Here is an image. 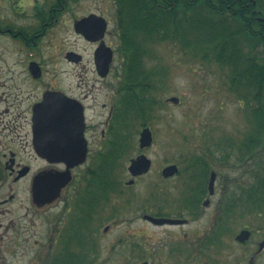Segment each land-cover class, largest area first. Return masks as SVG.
<instances>
[{
	"label": "flooded vegetation",
	"instance_id": "af4514ba",
	"mask_svg": "<svg viewBox=\"0 0 264 264\" xmlns=\"http://www.w3.org/2000/svg\"><path fill=\"white\" fill-rule=\"evenodd\" d=\"M125 22L124 0H0V133L31 137L34 158L42 163L33 173V165L21 159V152L1 149L0 180L5 181L6 172L14 182L27 179L31 192L36 176L47 171L65 172L69 169L71 181L55 199L63 205L58 215L60 223H65L69 214L84 203L80 192L85 188L86 179L90 180V147L96 146L94 153L109 152L117 143L115 132L110 133L108 125L113 118L123 114L118 110L120 102L125 99V92L120 91L123 68H115L114 63ZM110 57L112 61L104 75V67ZM118 71L122 78L116 75L113 80L112 75ZM48 97L72 103L69 107L57 108V117L61 119L58 122L60 147L66 149L67 155L70 151L85 149L82 162L70 168L67 159L61 157L49 164L46 158L34 152L36 109ZM91 114L103 120L99 125V137L94 142L90 139V132L95 129L90 125ZM80 120L81 124L78 123ZM230 168L234 169L233 164ZM23 169H27V173L18 177ZM80 169L81 175L75 178L76 171ZM213 172L216 175L214 192L210 194L208 183ZM228 174L210 170L206 182L200 179L203 183L199 186L191 185L193 178L185 176L178 192H175V187L168 189L165 185L152 187L147 199L142 202L145 208L134 210L108 205L113 198H122L127 186L133 185L126 184L129 180L124 182L120 179L119 192L111 195L107 208L93 211L102 215L93 221L98 223V229L101 227L102 232L107 233L113 229L117 217L133 212L137 214L136 220L149 226L177 230L172 241L163 247L165 253L160 256L159 252L163 250L156 248V252L154 249L156 257H152L160 262L152 261L151 264H254L256 256L264 253V234L254 253L252 238L257 229L245 226L234 232L233 225L237 221L253 215L246 216L243 210L225 207L228 203L224 199L231 196L237 184ZM175 177H162L161 180L164 182ZM219 181L221 184L218 186ZM67 190H70L69 195H63ZM13 198L11 195L0 203L5 205ZM27 201L30 203L32 197ZM130 203L131 200H126L127 206ZM193 224L200 225L202 232L191 234L187 231ZM182 229L186 230L183 234ZM242 231L250 233L244 242L236 240ZM97 236L95 241L98 244ZM227 236L232 237L242 249L240 256H223L228 248L225 242ZM261 243L263 247L259 250ZM110 249L107 257L110 260L119 257L130 261L142 258L144 253L140 243H132L128 237L120 236ZM144 262L150 264L145 260L139 264Z\"/></svg>",
	"mask_w": 264,
	"mask_h": 264
},
{
	"label": "trees",
	"instance_id": "16d2710c",
	"mask_svg": "<svg viewBox=\"0 0 264 264\" xmlns=\"http://www.w3.org/2000/svg\"><path fill=\"white\" fill-rule=\"evenodd\" d=\"M124 1L126 22L118 55L124 76L120 91L125 92V99L118 107L123 114L108 126L124 148L117 146L92 159L90 180L86 179L80 192L84 203L57 230L43 264L95 262L98 223L93 219L102 215L93 211L106 207L111 195L119 192L122 157L131 148L130 129L150 127L163 106L154 95L163 83L149 69L158 60L156 45L166 43L193 61L219 68L224 88L242 105L245 116L247 127L240 137L239 152L252 159L253 153L264 148V0ZM212 156L210 151L185 158L178 176H190L191 185H201L213 170ZM249 172L224 199L225 207L238 208L264 222V158L255 161Z\"/></svg>",
	"mask_w": 264,
	"mask_h": 264
},
{
	"label": "rangeland",
	"instance_id": "374dc122",
	"mask_svg": "<svg viewBox=\"0 0 264 264\" xmlns=\"http://www.w3.org/2000/svg\"><path fill=\"white\" fill-rule=\"evenodd\" d=\"M155 54L158 58L152 64L155 68L149 69L155 70L157 73L155 72L154 79L157 82L161 80L163 83L162 88L154 92L155 98L160 99L163 106L156 111V118L153 119L150 126L153 144L148 149L140 151L138 138L141 128L130 129L131 148L122 157L123 164L120 166L124 172L120 179L124 182L131 179L127 172L129 160L141 153L151 160V169L147 175L135 178L133 185L127 186L128 189L125 190L122 198H113L109 202L108 205L116 206L118 209L145 208L142 202L147 199L152 187L165 185L168 189L175 187V192H178V187L182 185V178L185 176H176L162 182L161 170L170 164H176L181 170L185 158L197 154H207L211 151L213 156L210 160L213 170L219 173L229 172L228 176L237 181L236 187L238 182L251 175L249 171L254 162L264 158V148H259L255 154L253 153L252 159H249L248 154L244 155L239 152L240 137L247 127L245 116L242 105L224 88L219 68L193 61L179 49L166 45V43L156 45ZM114 66L118 69L122 68V60L119 55ZM116 75L118 78H122L118 71L112 75L113 80L116 79ZM169 97H177L179 103H166L165 101ZM102 121V118H98L97 115H90V125L95 128L92 130L93 132H90V139L93 142L99 137L101 128L99 125ZM230 143L233 145L231 146ZM117 146L124 148L117 143L114 148ZM114 148L110 151H115ZM1 149L21 152V159L33 165V173L36 168L41 167L42 163L34 158L35 155L31 150V137L28 135L19 137L4 135V132L0 133ZM95 150L96 146L92 145L90 147V163L97 153L102 152L94 153ZM220 162L223 163L220 164ZM232 164L234 169L230 168ZM48 168H51L49 164ZM1 170L0 176L2 175ZM81 173L82 169L77 170L75 178H78ZM5 175V181L0 180V202L8 199L11 195L14 198L5 205L0 203V264H43L48 251H50L51 239L56 237L58 228L64 225L63 222H59L58 217L63 210V205L61 201L55 200L57 197L53 199L54 202L48 205L35 206L32 201L28 203L27 199L31 198V192L27 179L14 182L13 177H9L7 172ZM220 184L219 181L218 186ZM69 193L70 190H67L63 195L67 196ZM128 199L131 200L129 206L126 205ZM216 199L217 197L214 198V200ZM248 217L237 221L233 225V230L238 232L245 226L257 229V234L252 238L253 244L251 243L255 253L264 234V229H258V227H264V222L254 216ZM135 218H137L136 213L126 212L123 216L117 217V222L112 225L113 229L110 232L103 233L101 227L98 229L99 243L94 241L97 252L93 255L95 259L93 264H139L144 260L150 264L152 261L160 262L153 259L152 255L156 257L155 253L158 252L156 248L163 250V247L172 241L177 230L154 228ZM105 225L106 223L103 226ZM201 228L200 225L193 224L187 231L197 234L202 232ZM184 231L186 230L182 229L181 234ZM119 236L128 237L132 243H140L144 250L142 258L138 257L130 261L119 257L111 260L110 257L107 258L112 250L111 246ZM225 242L228 248L224 251L223 256L241 255L243 251L232 237L227 236ZM154 249L156 252L153 254ZM165 251L166 249L159 252V255L161 256ZM254 264H264V253L256 256Z\"/></svg>",
	"mask_w": 264,
	"mask_h": 264
},
{
	"label": "water",
	"instance_id": "95a60500",
	"mask_svg": "<svg viewBox=\"0 0 264 264\" xmlns=\"http://www.w3.org/2000/svg\"><path fill=\"white\" fill-rule=\"evenodd\" d=\"M111 61L112 58L110 57L105 64L104 68H106V70L104 75L107 73ZM166 101L173 104L179 103V99L177 97H169ZM71 105L72 103L66 99H63L60 102L56 101L55 97L45 98L36 109V116L33 121V146L36 154L40 157L46 158L50 163H55L61 157L67 159L69 165L68 168L81 163L83 156L85 155V149L73 150L69 152L70 155H67L66 149L64 147H60L58 142V122H60L61 119L57 117V108L61 106L62 108H65ZM64 111L65 110L62 112ZM72 121L76 122L74 119ZM78 123L81 124V120ZM80 135L82 136V131ZM152 141L153 137L151 130L148 127L143 128L139 134V148L144 149L151 146ZM150 167V159H148L145 155L140 154L136 158L130 160L128 172L132 177L136 178L147 174ZM27 171V169L21 170L18 177L23 176L27 173ZM177 173L178 167L174 164L166 166L161 171V175L164 178L172 177ZM215 177V173H211L208 183V190L210 194H213L214 192ZM70 181L71 174L69 169L65 172L48 171L36 176L33 180L31 188L34 204L40 206L55 199L60 195L62 188ZM133 182V180H130L127 182V185H131ZM249 235L250 233L248 231H242L236 237V240L244 242L249 238ZM262 247L263 243L260 244L259 250H261ZM142 264L147 263L144 262Z\"/></svg>",
	"mask_w": 264,
	"mask_h": 264
}]
</instances>
